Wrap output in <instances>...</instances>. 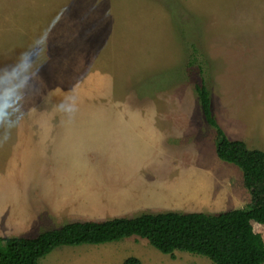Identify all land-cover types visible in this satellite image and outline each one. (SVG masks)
I'll return each mask as SVG.
<instances>
[{"label": "rangeland", "instance_id": "374dc122", "mask_svg": "<svg viewBox=\"0 0 264 264\" xmlns=\"http://www.w3.org/2000/svg\"><path fill=\"white\" fill-rule=\"evenodd\" d=\"M202 82L225 136L264 151V0H0V237L247 209L241 171L216 156L201 114ZM251 224L264 242V223ZM127 257L212 264L136 237L60 246L40 264Z\"/></svg>", "mask_w": 264, "mask_h": 264}, {"label": "trees", "instance_id": "16d2710c", "mask_svg": "<svg viewBox=\"0 0 264 264\" xmlns=\"http://www.w3.org/2000/svg\"><path fill=\"white\" fill-rule=\"evenodd\" d=\"M201 114L214 128L216 156L238 167L250 195L247 209L214 214L144 212L134 217L102 221L68 222L34 237H0V264H40V259L60 246L98 245L128 237L145 239L152 247L173 257L174 251L205 256L212 264H263L264 242L251 222L264 223V151L228 139L215 121L207 86H194ZM121 264H141L135 257Z\"/></svg>", "mask_w": 264, "mask_h": 264}, {"label": "clouds", "instance_id": "9594fccd", "mask_svg": "<svg viewBox=\"0 0 264 264\" xmlns=\"http://www.w3.org/2000/svg\"><path fill=\"white\" fill-rule=\"evenodd\" d=\"M23 63L27 65L28 62L25 60L23 61ZM32 76H33L32 72L25 71L19 79V87L17 91L18 100H17L15 107L18 109L20 113L27 112L25 101H26L27 92H28V85H29V82Z\"/></svg>", "mask_w": 264, "mask_h": 264}, {"label": "crops", "instance_id": "0c3cea01", "mask_svg": "<svg viewBox=\"0 0 264 264\" xmlns=\"http://www.w3.org/2000/svg\"><path fill=\"white\" fill-rule=\"evenodd\" d=\"M253 227V226H252Z\"/></svg>", "mask_w": 264, "mask_h": 264}]
</instances>
